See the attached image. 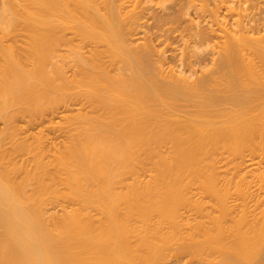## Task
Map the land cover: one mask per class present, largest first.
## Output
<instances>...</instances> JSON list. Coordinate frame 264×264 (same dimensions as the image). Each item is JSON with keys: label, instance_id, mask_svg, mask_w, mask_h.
<instances>
[{"label": "bare ground", "instance_id": "bare-ground-1", "mask_svg": "<svg viewBox=\"0 0 264 264\" xmlns=\"http://www.w3.org/2000/svg\"><path fill=\"white\" fill-rule=\"evenodd\" d=\"M147 1L0 0V41L19 22L31 41L0 43V264H160L171 252L264 264V25L187 24L185 68L208 67L192 80L136 37ZM175 7L153 17L158 29L180 33L187 7ZM57 115L51 153L39 135L14 139V119ZM220 178H252L257 197L246 180L228 205Z\"/></svg>", "mask_w": 264, "mask_h": 264}, {"label": "rangeland", "instance_id": "rangeland-1", "mask_svg": "<svg viewBox=\"0 0 264 264\" xmlns=\"http://www.w3.org/2000/svg\"><path fill=\"white\" fill-rule=\"evenodd\" d=\"M150 1V0H149ZM156 0H154V2L152 3L151 1V3H150V5H149V2L147 3V4H145L146 6L147 5H149L150 7H148V13H149V11H150V13L148 14L147 13V11L145 12V13H147V15L145 14V16L146 17H144L143 19H146V21H144L143 19H142V21L144 22V23H146V24H144V26H140V29H138V36H136V37H139V40L140 41H143V37L145 38V36H143V34L142 33H144L145 35H146V38L148 37L149 39H150V41L152 42V43H150L149 42V39H148V41H146V43H150L151 45H153V49H154V56H153V58H155L156 60L158 59V61H159V58H163V57H161V56H166L165 58H164V60H161L160 59V61L161 62H163L164 64H167V65H169L170 66V69H174V70H172V71H174V72H176V71H178L179 70V67L177 68L176 66L178 65V66H180V64L181 65H183V66H180V69L181 68H183L184 70L186 69V73H187V71L188 70H191L192 69V72H193V75H192V80L196 77V75H197V77L199 76V73L201 72V71H203V70H198V68L199 69H205V68H208L207 66L204 68H201L202 66H199V67H197L196 66V64L195 65H192L191 67H189L190 66V62H192V61H190V60H193L194 61V57H193V49L191 48V47H189V46H191L192 45V42H190L191 40H192V38H191V40L188 38L187 39V36H189L190 35V31L191 30H188V27H189V29L190 28H192L193 27V25H194V22H195V24H197V22L199 21V24H197V25H200V26H202L203 25V27H205V25H208L207 26V28H206V30H208V28H210L211 27V24H212V26H213V24H214V22H216V23H218V22H221V21H223V18L222 17H224V21L226 22V20L228 21L229 19H230V17H232L231 19H230V22L231 21H233V22H231V24H233V25H231V28H233V27H235V23L237 22V20L235 19L236 17L238 18V22H239V20H242V22H239L241 25H242V23H243V25H245L246 26V28L249 30V31H252L253 30V32L255 33V32H258L259 31V29L261 30L262 29V25H264V0H195V2H193L194 0H189L190 1V3L192 4H190V5H188V0H181L182 2H180V0L178 1V0H171V2H170V0H162L163 1V3L161 2V0H157L156 2H155ZM159 1V2H158ZM205 1V2H204ZM218 1H220V2H218ZM227 2V3H225V2ZM230 1V2H229ZM239 1V3L237 4V5H239V7H237V5H236V3ZM164 2H165V4H164ZM170 2V3H169ZM177 2H180V4L178 3L177 4ZM184 2H186L185 3V5L183 4ZM212 2V3H211ZM234 2V3H233ZM251 2V3H250ZM156 3V5H154ZM174 3V4H173ZM175 3H176V7H175V9L176 8H179L180 6H181V12H180V14L182 15V14H185L186 13V15H182V19H181V22H180V29L181 30H179L180 31V33L178 32V30H177V27H176V25H174V27H172L173 25H171L170 26V24L169 23H166L165 24V26H163V27H160L159 29L157 28V26L155 25V23H154V16H156L157 15V12H158V14H161L162 15V13H164V14H167V13H170V14H172L173 12H174V9H173V7L175 6ZM205 3H207V4H205ZM217 3V4H216ZM221 3H222V7H221ZM225 3V4H224ZM233 3V4H232ZM245 3V4H244ZM162 4V5H161ZM219 4V5H218ZM152 5H154V6H152ZM160 5V6H159ZM177 5H178V7H177ZM183 5H184V7L186 6L187 7V9L189 8V7H191L190 9H186L185 8V10H186V12H185V10L183 11V9H184V7H183ZM230 5H232V7L230 6ZM189 6V7H188ZM205 6V7H204ZM227 6H229V7H227ZM240 6H242V7H240ZM152 7V8H151ZM200 7H202L203 9H204V11H202V10H200V9H202V8H200ZM208 7V8H207ZM215 7V8H214ZM217 7H219L218 8V12H219V15H218V13H217V11H216V8ZM225 7H226V9H225ZM155 8V9H154ZM163 8V9H162ZM210 8H211V10H210ZM233 8V9H232ZM237 8V9H236ZM239 8H240V11L243 13V16H242V14H240V11H239ZM160 9H162V12H161V10ZM195 9V10H194ZM207 9V10H206ZM229 9H231V10H229ZM234 9H235V11H234ZM245 9V10H244ZM153 10H155V12L153 13ZM159 10H160V13H159ZM163 10H165V11H163ZM169 10V11H168ZM172 10V11H171ZM200 10V11H199ZM227 10V11H226ZM244 10V11H243ZM215 11V12H214ZM238 11V13L240 14V15H236L235 16V14H236V12ZM167 12V13H166ZM185 12V13H184ZM209 12V13H208ZM213 12V13H212ZM234 12H235V14H234ZM233 13V14H232ZM237 13V14H238ZM187 14H188V16H187ZM195 14V15H194ZM210 15V18H209V15ZM217 14V15H216ZM152 15V16H151ZM201 15V16H200ZM202 15H204V17L202 16ZM215 15H216V17H215ZM235 17H234V16ZM151 18H150V17ZM184 16V17H183ZM197 16V17H196ZM221 16V17H220ZM149 17V20L147 19ZM188 17H189V22H188ZM195 17H196V19H195ZM200 17H203L202 19H203V22H202V19L200 18ZM217 17H218V19H217ZM226 17V18H225ZM234 17V18H233ZM153 18V19H152ZM180 18H181V16H180ZM206 18H207V20H206ZM209 18V19H208ZM212 18L214 19H216L215 21L214 20H212ZM239 18H241V19H239ZM245 18V19H244ZM192 19H193V21H192ZM199 19V20H198ZM204 19H205V21L207 22V23H209L210 22V24H207L206 22H204ZM250 19V20H249ZM253 19V20H252ZM147 20L149 21V22H147ZM151 20H152V22H151ZM211 20V21H210ZM217 20H218V22H217ZM220 20V21H219ZM235 20V21H234ZM244 20H245V22H244ZM257 20V21H256ZM182 21H183V23H182ZM247 21H249L248 23H247ZM191 22H193V24L191 23ZM230 22L228 21V22H226L227 23V26L228 27H230L229 25H230ZM263 22V24H261ZM151 23V24H150ZM185 23H186V25H185ZM189 23H191V25H188V27H187V24H189ZM201 23V24H200ZM206 23V24H205ZM255 23V24H254ZM148 24V25H147ZM154 24V26L156 27V28H153L152 29V25ZM183 26H182V25ZM249 25V27L247 26V25ZM185 25V26H184ZM220 25V24H219ZM145 26H147L148 28H150V29H148V28H146ZM192 26V27H191ZM196 26V25H195ZM19 27H20V22H19V24L17 23V26H15V28L12 30L13 31V33H12V31H10L11 33H8L7 35L5 34V36L3 37V34H2V37H1V41H0V43L1 44H3V45H5V47L7 46V47H10V48H12V50L14 49H22V47H25L26 46V44H27V46L25 47V48H27L28 47V45L29 44H31V41L29 40V38H28V36H27V32L24 30V28L23 29H19ZM142 27V28H141ZM145 27V28H144ZM184 27V28H183ZM187 27V28H186ZM253 27H254V29H253ZM255 27H256V29H255ZM259 27V28H258ZM163 28V29H162ZM174 28H176L175 30H174ZM178 28H179V23H178ZM213 28H217V24H216V26L215 27H213ZM258 28V29H257ZM19 31H22V32H14V30L15 31H17V30ZM168 29H170V31L168 30ZM184 29H185V31L187 30V32L186 33H184ZM140 30V31H139ZM148 32H147V31ZM171 30H174V31H172L171 32ZM182 30H183V35H182ZM23 31H25V32H23ZM177 31V32H176ZM140 32V33H139ZM16 33V34H15ZM147 33V34H146ZM165 33V34H164ZM15 34V35H14ZM25 34V35H24ZM185 34V35H184ZM186 34H187V36H186ZM189 34V35H188ZM256 34V33H255ZM261 34H262V32H261ZM11 35V36H10ZM12 36H13V38H12ZM184 38V39H183ZM182 39H183V41H182ZM14 40V41H13ZM137 41V43L139 44V42L140 41ZM190 40V41H189ZM187 41H189V42H187ZM5 42V43H4ZM25 42V43H24ZM187 42V43H186ZM7 43V44H6ZM144 43H145V41H144ZM143 42H141V44L140 45H142V44H144ZM189 43V44H188ZM10 44V45H9ZM185 44H186V46H187V50H186V46H185ZM12 46V47H11ZM15 48H14V47ZM18 46H21V47H18ZM6 47V48H7ZM185 47V48H184ZM190 48H191V50H190ZM17 49V50H18ZM158 49H160L159 50V52H157L158 51ZM201 49H203V48H201ZM163 50V51H162ZM156 51V52H155ZM183 51V52H182ZM185 51H187L185 54L186 55H184V52ZM189 51V52H188ZM160 52H164L163 53V55H162V53H160ZM190 52H192V53H190ZM199 52V51H198ZM158 54V56H156L155 57V54ZM159 53L161 54V55H159ZM156 54V55H157ZM189 54V55H188ZM192 54V55H191ZM205 54H207V52H204V53H202L201 54V57H206L207 55H205ZM181 55H182V57H181ZM185 57H184V56ZM205 55V56H204ZM179 56V57H178ZM187 56L190 58H187ZM172 57H175V58H172ZM179 58H183V60L182 59H180V60H182V61H179ZM177 59H178V61H177ZM185 59V60H184ZM187 59H189V60H187ZM171 60V61H170ZM167 63H166V62ZM183 61H185L184 63H183ZM186 61H189V65H188V67L189 68H185V67H187V62ZM172 64H171V63ZM175 62V63H174ZM178 62V63H177ZM179 62H181V63H179ZM173 63H174V65H173ZM172 65L173 66H175V67H172ZM166 66V65H165ZM194 66V67H193ZM176 68V69H175ZM193 68L195 69L194 71H198V73L196 74L194 71H193ZM191 73V72H190ZM201 74V73H200ZM195 76V77H194ZM190 79V80H191ZM50 116V115H49ZM49 116H45V117H48L47 119L46 118H44L43 117V119L42 118H28V117H18V118H16V120L14 119V122H13V125H14V132L15 133H13V134H15V135H17V137L14 135V139H16L17 138V140H19V138H20V141H21V139L24 141H31V139L32 138H34V137H37V135H39L38 137H42V143H44L42 146H43V148H44V146L46 145L48 148H47V150H49V151H47V152H45V150H46V147L44 148V152L45 153H51L52 152V150L55 148V146L57 147V144L59 145V143H60V140H62V138H63V133H61V132H63V120H60L59 119V117H58V115L54 118L53 117V119H52V116L51 117H49ZM50 119V120H49ZM63 121V122H62ZM15 123V124H14ZM59 123V124H58ZM60 126V127H59ZM2 127V124L0 123V128ZM59 128H60V130H59ZM61 128H62V130H61ZM60 131V132H59ZM21 132V133H20ZM18 133V134H17ZM34 136V137H33ZM57 136V137H56ZM28 137V138H27ZM32 137V138H31ZM40 137V138H41ZM59 138V139H58ZM28 139V140H27ZM54 139V140H53ZM50 140V141H49ZM57 140H59V141H57ZM4 141H7V140H4ZM4 141H2L3 143H5V144H8L7 142H4ZM16 141V140H15ZM44 141V142H43ZM49 142V143H48ZM54 144H53V143ZM2 143V144H3ZM50 145V146H48V145ZM4 145V144H3ZM7 146H10V144H8ZM7 146H2V147H4L5 148V151H8V148H6ZM53 146V147H52ZM1 147V148H2ZM3 148V149H4ZM52 148V149H51ZM4 151V150H3ZM18 152H16V153H14V154H12L11 155V160L13 161V162H15V163H17L18 162V164L20 163V161L21 160H23V163L24 162H30V159L31 158H27L26 156H28V157H31L30 155H25V154H23V153H21V152H19L20 154H17ZM48 153V154H49ZM20 158H19V157ZM24 156V157H23ZM16 157H18V158H16ZM45 157L46 158H48V155L46 156V154H45ZM24 158H25V160H24ZM46 160V159H45ZM22 162V161H21ZM30 164V163H29ZM220 165H222V164H220ZM224 171V168L222 169L221 168V171ZM248 178V177H247ZM246 178V180H243L241 183L243 184V186L245 187V185H244V181H246V183L248 182V187H247V185H246V187H247V189L249 188L250 190V197L252 196V194L253 193H255L254 194V196H256V192L257 191H255L254 190V187L256 188L258 185H259V183L258 184H256V183H254V182H251V179L252 178H249V179H247ZM222 178H220V180L219 181H217L218 183V186L220 187L221 185L223 186V188H225L224 186H226V193H225V199H226V203L227 202H229L230 204H228V205H230L231 206V204L232 205H234V203H239V202H241V196H240V194L237 192H235L234 191V188H235V185L236 184H239L240 183V181H239V179H233V180H225V179H227V178H223L222 180H221ZM252 181H254V180H252ZM250 182V183H249ZM241 183H240V185H241ZM256 184V186H253V185H255ZM193 186V185H192ZM222 186H221V190L223 189L222 188ZM193 188V189H192ZM196 189V186H194V187H191L190 189H192L191 191L192 192H190V193H188L189 194V196L191 195H193L195 192L198 194V192H197V190H199L198 188ZM225 189H223V191H225ZM251 189L253 190L252 192H251ZM257 190L259 191V188L257 187ZM249 191H247V192H249ZM255 191V192H254ZM192 193V194H191ZM236 193V194H235ZM252 193V194H251ZM197 194H194L193 195V198L194 199H197L198 198V196H197ZM200 194H202V193H200ZM226 194H228V196L226 195ZM196 195V196H195ZM190 196V197H191ZM195 196V197H194ZM202 196H204V194H202ZM238 196H240V198H238ZM197 197V198H196ZM257 197V196H256ZM255 197V198H256ZM192 197H191V199H193ZM200 198H202V197H200ZM229 198V200H227ZM254 197L252 196L251 197V199H253ZM236 199H238V200H236ZM249 199V198H248ZM251 199L250 200H248L249 202H252L251 201ZM203 200L205 201V198H203ZM236 200V201H235ZM193 201V200H192ZM232 201V202H231ZM237 201H239V202H237ZM234 202V203H233ZM252 204V203H251ZM59 208V207H58ZM188 209V208H187ZM185 207H184V209L183 208H181L180 210V218H182L183 216H185L186 217V219H187V217H189L191 220L193 219V217H195V212H194V210H192L191 211V209H188L187 210ZM56 211H58V209L56 208ZM194 212V213H193ZM194 215V216H193ZM184 218V217H183ZM188 218V219H189ZM189 219V220H190ZM185 253V254H184ZM184 253H179V252H171V253H169V255L167 256V258L165 259V260H163L160 264H199L198 262H200V261H198L197 262V258L196 257H193L191 254H189V253H187V252H184ZM186 254H188V255H186ZM192 256V257H191ZM201 263H205V262H200V264ZM231 264V263H230Z\"/></svg>", "mask_w": 264, "mask_h": 264}]
</instances>
